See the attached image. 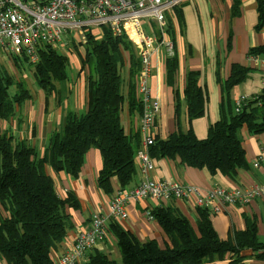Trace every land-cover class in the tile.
Returning <instances> with one entry per match:
<instances>
[{
	"label": "trees",
	"instance_id": "1",
	"mask_svg": "<svg viewBox=\"0 0 264 264\" xmlns=\"http://www.w3.org/2000/svg\"><path fill=\"white\" fill-rule=\"evenodd\" d=\"M259 3V26L264 25V0ZM237 8L235 7V14ZM179 18L181 14L178 12ZM167 31L171 33L170 23ZM81 56L86 77L88 111L84 114L69 112L61 133L49 139L44 157L39 159L35 149L6 133L0 134V260L8 264H52L51 251L65 239L72 227L67 208H78L73 195L62 200L54 182L45 172V165L57 173L78 177L91 147L101 151L103 169L98 183L101 190L113 195L111 179L117 178L122 186L129 185L135 176L134 159L137 148L134 137L126 134L121 123L122 69L130 64L128 100L131 110L143 112V103L135 95V78L141 70V57L135 45L126 36H114L104 29V37L87 35V41H74L72 46ZM80 47L84 51L80 52ZM264 52L252 49L250 55ZM37 85L50 95L57 81L68 76L70 58L50 45L39 48V62L31 65ZM24 62V63H25ZM18 64V63H17ZM178 67L177 56L167 61L168 82L173 83ZM249 70L234 66L225 91L243 82ZM199 73L188 75L185 89L188 120L204 114V98L198 84ZM32 97L25 83L17 81L5 67L0 68V119L8 121L16 114V105ZM228 104L230 106H228ZM222 106V117L209 129L207 139L198 140L191 129L178 131L166 140H156L150 152L154 158L179 156L183 165L207 168L212 174L221 173L236 180L239 171L249 169L239 136L247 125L250 132H264V91L243 103L240 112L230 101ZM183 106L177 105L178 121ZM179 124V123H178ZM139 140V136L136 135ZM199 234L189 220L177 209L158 207L151 211L172 247L161 249L154 240L142 243L130 231L114 220L111 229L117 237L122 264H244L245 251L264 260V238L258 235L257 221L245 216L246 228L222 241L216 232L208 207L198 209ZM227 257V258H228ZM89 264H118L101 254Z\"/></svg>",
	"mask_w": 264,
	"mask_h": 264
},
{
	"label": "crops",
	"instance_id": "2",
	"mask_svg": "<svg viewBox=\"0 0 264 264\" xmlns=\"http://www.w3.org/2000/svg\"><path fill=\"white\" fill-rule=\"evenodd\" d=\"M259 16L258 0H186L167 11V22L170 23L172 31L169 33L167 29L165 30L164 40L157 28L154 27L155 30L152 32L147 25L148 32L158 37V43L151 56L152 72L147 79L149 95L146 99L149 106L152 104L160 106L156 123L150 131L155 141L166 140L178 131V127L184 131L191 129L198 140H205L210 127L221 120L223 104L227 105L230 101L233 106L235 105L236 111L240 98L246 97L248 101L264 91V52L250 55L252 49L264 48V25L258 28ZM152 25L154 26V23ZM169 43L173 45L172 55L168 48ZM77 56L79 55L73 56L75 59L70 57L67 78L57 81L50 95L47 96L34 80V83L27 87L32 97L16 105V114L10 120H0V134L6 133L26 143L35 149L39 159L44 157L51 136L63 131L69 112L84 114L88 111L86 77L89 69L81 68V56L80 59ZM173 56L178 58V67L173 83L169 84L167 61ZM234 66L246 68L249 73L243 82L225 91V84L231 77ZM129 69L128 63L121 73L125 100L121 105L120 118L126 134L134 137L137 148L134 159L135 176L127 186H122L117 178H112L113 195L105 193L98 183L103 169V158L101 151L96 147H91L86 152L85 162L76 178L66 172L57 173L52 166L45 165V172L52 178L59 198L66 200L73 195L78 202V208H67L72 217V227L67 230L63 242L52 249V264H57L64 254L71 250L79 233L90 228L92 216L96 213L107 219L106 236L80 264H89L91 258L98 254L122 264L123 257L117 237L111 229L112 221L108 219L110 202L119 191L136 188L145 179L137 158L140 151L148 150L153 160L154 169L148 175L150 179L184 185L193 191L186 196L164 201L148 197L139 202H131L127 208L128 218L114 220L125 230L132 232L140 242L154 240L163 250L172 247V243L151 214L153 209L172 207L179 210L199 234L198 201L200 199L208 201L212 190L233 192L245 187H258L264 191V132L253 134L247 125L240 129L239 136L249 169H241L236 180L221 173L212 174L207 168L185 166L179 156L160 159L152 157L151 147L146 146L142 131L143 112H133L127 97ZM192 72L200 74L198 84L203 94L205 110L201 117L190 122L185 89L188 75ZM140 73L135 78V95L137 101L143 103L142 100L145 98L139 92ZM177 105L183 106L179 121ZM136 135L139 136V140ZM260 158L262 161L256 168L254 165ZM207 207L211 211L213 226L222 241L231 239L235 232L245 230V216L257 221L258 235L261 239L264 238V197L236 205H227L216 199ZM149 215L153 217L152 220L149 219ZM243 255L247 257L244 264H264V260L254 257L251 251H245ZM227 257L225 262L216 264L228 263L230 256ZM0 264L8 263L3 259L0 260Z\"/></svg>",
	"mask_w": 264,
	"mask_h": 264
},
{
	"label": "built area",
	"instance_id": "3",
	"mask_svg": "<svg viewBox=\"0 0 264 264\" xmlns=\"http://www.w3.org/2000/svg\"><path fill=\"white\" fill-rule=\"evenodd\" d=\"M186 0H0V58L13 60L22 64L25 59L31 65L39 62V48L50 45L55 49H70L74 41H87V35L99 38L104 29L114 36H126L137 46L142 59L139 78V92L143 99L142 131L147 147L155 140L150 131L160 112L158 104L148 105L149 91L147 79L152 72L151 56L158 43V37L149 33L147 28L166 38L167 11ZM154 23V26L152 25ZM148 25V27H147ZM147 27V28H146ZM155 27V28H154ZM170 54L173 45L168 44ZM247 98L237 101L236 111L240 112ZM138 162L145 179L139 186L119 191L111 198L109 220L128 218V205L148 197L168 200L192 193L190 187L166 181H154L148 177L154 169L153 160L148 150L138 153ZM262 158L256 163L259 167ZM264 197V191L258 187H245L233 192L214 189L209 193L208 201L200 199L199 207L212 205L213 200L220 199L227 205L250 202ZM217 210V208H216ZM149 219L153 217L149 215ZM107 219L101 214H94L90 228L77 236L69 252L57 264H80L90 251L106 236Z\"/></svg>",
	"mask_w": 264,
	"mask_h": 264
},
{
	"label": "rangeland",
	"instance_id": "4",
	"mask_svg": "<svg viewBox=\"0 0 264 264\" xmlns=\"http://www.w3.org/2000/svg\"><path fill=\"white\" fill-rule=\"evenodd\" d=\"M99 38L98 39H101L102 37H104L103 34H98ZM128 38V37H127ZM128 40L131 41V39L128 38ZM132 42V41H131ZM133 43V42H132ZM134 44V43H133ZM135 45V44H134ZM136 46V45H135ZM137 47V46H136ZM81 51H84V48L83 47H80V52ZM58 52L60 54H67L68 53V56L69 58L71 57L72 59L75 57H73L74 55H77V53L75 52V49L73 47H71L70 49H65V48H61V49H58ZM77 58H79V56H77ZM80 59V58H79ZM25 62V61H24ZM81 68L83 67V62H82V59H81ZM1 67H5L8 72L14 76V78L17 80V81H20V82H23L28 86H31L33 83H34V80L33 79V71H32V68L25 62L22 64H17L16 62H13V60H8V59H4V58H0V68ZM88 69V68H87ZM86 72V71H85ZM88 74V72H86ZM28 89V88H27ZM29 90V89H28ZM2 120V119H0ZM4 121V120H3ZM3 134V133H1Z\"/></svg>",
	"mask_w": 264,
	"mask_h": 264
},
{
	"label": "bare ground",
	"instance_id": "5",
	"mask_svg": "<svg viewBox=\"0 0 264 264\" xmlns=\"http://www.w3.org/2000/svg\"><path fill=\"white\" fill-rule=\"evenodd\" d=\"M110 220H113V219H110ZM115 221H118V220H115Z\"/></svg>",
	"mask_w": 264,
	"mask_h": 264
}]
</instances>
